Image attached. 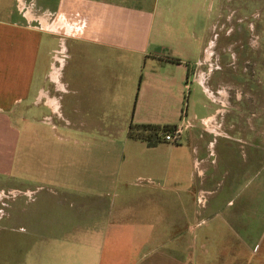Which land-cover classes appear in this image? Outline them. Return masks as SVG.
Masks as SVG:
<instances>
[{
  "label": "crops",
  "instance_id": "crops-1",
  "mask_svg": "<svg viewBox=\"0 0 264 264\" xmlns=\"http://www.w3.org/2000/svg\"><path fill=\"white\" fill-rule=\"evenodd\" d=\"M203 2L76 0V94L51 97L55 37L0 0V188L35 196L20 208L16 264H264V172L238 191L235 143H214L211 166L198 130L216 114L191 77L208 34L192 6ZM66 105L76 140L48 121ZM131 124L180 126L183 139L149 145ZM209 211L217 224L196 223Z\"/></svg>",
  "mask_w": 264,
  "mask_h": 264
},
{
  "label": "rangeland",
  "instance_id": "rangeland-1",
  "mask_svg": "<svg viewBox=\"0 0 264 264\" xmlns=\"http://www.w3.org/2000/svg\"><path fill=\"white\" fill-rule=\"evenodd\" d=\"M48 1H58L59 9L42 8L38 0H12V9L21 20L55 37L52 62L61 63L54 68V82L50 83L49 93L51 97L71 96L76 94V85H73V81L76 83V0ZM61 1L64 2L62 6ZM203 1V5L192 6L194 14L203 13L199 24H208V34L200 62L191 77L206 82L211 95L208 99L214 104L216 114L200 122L198 130L209 143L210 157L205 160L211 166L217 165L220 150L219 145L214 150V143L224 146L235 143L239 191L242 178L250 179L256 172H264V0ZM57 70L59 80L55 78ZM64 85L69 93L59 90ZM191 89L192 94H200L197 83L191 82ZM64 111L65 118L54 111V118L49 117L48 121L64 125V135L76 140L74 110L66 105ZM72 153L66 150L65 159L76 157V151ZM219 170V175L229 171L228 168L225 172L222 168ZM207 197L205 194L200 198L202 206ZM33 199L35 196L23 190L0 188V264H16L23 257L27 235L20 208L26 206V200ZM198 210L203 209L198 207ZM211 215L215 216L211 211L208 217L198 213L196 223L209 219L205 224H217Z\"/></svg>",
  "mask_w": 264,
  "mask_h": 264
},
{
  "label": "trees",
  "instance_id": "trees-1",
  "mask_svg": "<svg viewBox=\"0 0 264 264\" xmlns=\"http://www.w3.org/2000/svg\"><path fill=\"white\" fill-rule=\"evenodd\" d=\"M177 60V59H175ZM174 126H160L153 124H131L129 134L135 138H141L148 142L149 145H154L162 141L161 132L172 131Z\"/></svg>",
  "mask_w": 264,
  "mask_h": 264
},
{
  "label": "built area",
  "instance_id": "built-area-1",
  "mask_svg": "<svg viewBox=\"0 0 264 264\" xmlns=\"http://www.w3.org/2000/svg\"><path fill=\"white\" fill-rule=\"evenodd\" d=\"M160 135L164 141L170 142L172 144H179L183 139V128L180 126H175L172 131L161 132Z\"/></svg>",
  "mask_w": 264,
  "mask_h": 264
},
{
  "label": "bare ground",
  "instance_id": "bare-ground-1",
  "mask_svg": "<svg viewBox=\"0 0 264 264\" xmlns=\"http://www.w3.org/2000/svg\"><path fill=\"white\" fill-rule=\"evenodd\" d=\"M57 108V107H56Z\"/></svg>",
  "mask_w": 264,
  "mask_h": 264
}]
</instances>
